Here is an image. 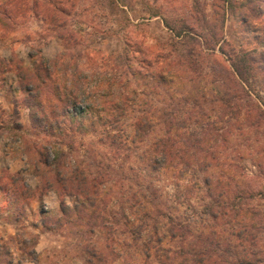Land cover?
<instances>
[{
  "label": "rangeland",
  "instance_id": "rangeland-1",
  "mask_svg": "<svg viewBox=\"0 0 264 264\" xmlns=\"http://www.w3.org/2000/svg\"><path fill=\"white\" fill-rule=\"evenodd\" d=\"M121 4L120 22L124 18L133 25L120 27L114 19L108 21L109 35L94 43L96 62L103 56L118 55L126 37L131 52H150L135 54L146 58L141 79L146 78L145 72L175 70L178 55L188 54L192 61L183 65L190 73L182 84L195 92L204 111L210 113L198 126L188 127L203 132L218 118V126L209 133L218 137L220 169L240 167L239 172L243 170L245 175L234 177L241 184L236 188L246 187L247 194H253V206L264 210V199L255 197L260 191L264 194V115L253 113L246 124L237 114L238 108L224 104L226 100L237 102L236 93L239 102L256 101L236 85L240 80L234 66L244 67L243 55L249 58L255 75L250 82L260 87L264 102V0H123ZM38 24L32 20L28 29L19 27L14 35L0 37V264H88L91 252H96L92 264H160L155 257L143 254L142 242L152 228H145L143 235L134 230L140 223L138 215L125 206L127 198L138 206L139 192L144 191L154 202L151 205L163 212L154 211L158 219L165 221L168 213L192 214L187 201L174 199L179 190H175L173 179L164 175L139 181L140 157L163 132L156 125L149 127L144 140L128 143L129 149L117 152L115 145L103 143L102 130L92 131L87 117H63L61 109L44 117L38 100L26 89L23 72L32 71L36 59H55L63 52V43L56 36L43 34ZM181 28L186 30L178 34ZM102 82L99 75L88 77L83 88L89 92L82 105L99 103L101 97L95 90ZM137 87L143 88L146 94L142 98L148 102H162L157 94L146 92L152 88ZM133 115L128 113L121 121L127 132L133 129ZM238 146L246 152L245 159L233 156ZM79 170L87 175L90 185H97L94 193L81 192L90 190L81 185V179H65L80 175ZM196 198L191 199L195 207ZM80 202L88 208L82 211ZM170 244L164 238L163 246Z\"/></svg>",
  "mask_w": 264,
  "mask_h": 264
},
{
  "label": "trees",
  "instance_id": "trees-1",
  "mask_svg": "<svg viewBox=\"0 0 264 264\" xmlns=\"http://www.w3.org/2000/svg\"><path fill=\"white\" fill-rule=\"evenodd\" d=\"M122 1L2 0L0 37L14 35L19 27L28 29V24L36 20L43 34L61 39L63 54L50 61L36 59L33 70H24L22 76L25 82L28 81L26 89L38 100L44 117L50 118L58 109L62 110L63 117H87L92 131L102 130L105 139L101 138L103 143L115 145L117 152L126 150L128 143L144 140V131L149 127L154 128L156 125L163 132L162 136L154 138L151 147L140 157L142 174L139 175V181L145 177L157 178L164 175L173 179L175 190H179V193L173 194L174 199L179 203L187 201L186 206H189L192 214L183 216L168 213L163 221L164 219L153 216L154 211L159 215L163 212L151 205L154 202L144 191L139 192L138 206L127 198L125 207L131 214L138 215L136 219L140 222L137 224L139 228L134 230L142 234L146 233L145 228H152L142 242L145 258L155 257L160 264H264V210L253 206V194H247L246 187L242 186V190L236 188L241 184L238 179L235 182L234 177L245 175L243 170L239 172L240 167L220 169L222 164L218 151L221 148L215 144L218 137L214 132L209 133L210 129L218 126V118L209 122L211 127L203 132L188 127L190 124L198 126L202 118L210 116V113L204 111L195 92H189L182 84L189 78L187 75L190 72L183 65L191 63L189 55H178L175 70L145 72L146 78L141 79V67L146 58L135 54L150 52H131L132 44L126 37L122 41L125 42L123 50L118 55L112 58L103 56L96 62L98 50L94 43L109 35L108 21L114 19L120 27L133 25L124 18L123 23L120 22ZM164 25L169 30L173 29L166 20ZM185 30L181 28L178 34ZM243 56L241 61L245 63L244 67L235 69L234 66L235 76L240 80L236 85L245 88L256 101L239 102L236 93L234 97L237 102L232 104L226 100L224 104L230 108H238L237 114L248 124L253 113L264 115V102L260 87L256 88L250 82L255 75L252 74L249 58ZM93 62H96L94 66ZM90 75L103 78L101 87L95 90L101 100L99 103L82 105L85 101L83 99L87 97L84 95L89 92L83 86ZM174 79L177 80L176 84ZM137 84L152 88L146 92L157 94L162 102L156 105L142 98V94L146 93L142 91L143 88L139 90ZM261 88L264 89V84ZM244 103L246 106L242 108ZM128 113H135L134 120L130 123L133 128L131 132H127L121 124ZM80 124H83L82 120ZM241 149L238 146L233 150V156L240 160L247 157L246 152ZM77 172L80 175L69 178L65 176V179H81V185L86 184L90 188L82 189L81 192L87 195L94 193L97 185H90V180L81 170ZM258 195H255L258 200L264 199L262 191ZM77 196L82 195L77 193ZM194 196L198 200L196 207L191 202ZM93 198L90 205L94 209L97 198ZM78 199L80 201L79 197ZM177 206L176 204L172 209ZM85 207L88 208L87 204L80 202L79 208L82 211ZM164 238L171 241L169 246H163ZM176 240L178 242L172 245ZM90 255L91 258L88 259L91 263L96 252H91Z\"/></svg>",
  "mask_w": 264,
  "mask_h": 264
}]
</instances>
